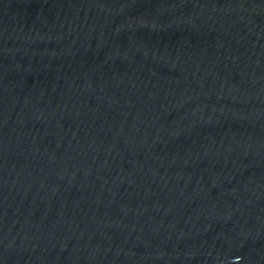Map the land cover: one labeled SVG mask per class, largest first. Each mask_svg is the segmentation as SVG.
Returning <instances> with one entry per match:
<instances>
[{"label":"water","instance_id":"water-1","mask_svg":"<svg viewBox=\"0 0 264 264\" xmlns=\"http://www.w3.org/2000/svg\"><path fill=\"white\" fill-rule=\"evenodd\" d=\"M0 264H264V0H0Z\"/></svg>","mask_w":264,"mask_h":264}]
</instances>
